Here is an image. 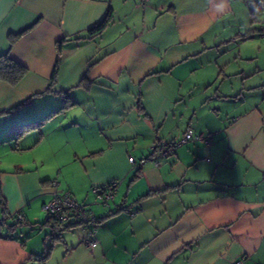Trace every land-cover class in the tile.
Here are the masks:
<instances>
[{
  "label": "crops",
  "instance_id": "0c3cea01",
  "mask_svg": "<svg viewBox=\"0 0 264 264\" xmlns=\"http://www.w3.org/2000/svg\"><path fill=\"white\" fill-rule=\"evenodd\" d=\"M248 1L0 0V55L27 69L0 80V195L8 221L23 216L0 224V264H264V68L243 65ZM234 46L241 59L221 57ZM111 181L113 200L95 202ZM55 190L94 218L54 231L42 205Z\"/></svg>",
  "mask_w": 264,
  "mask_h": 264
},
{
  "label": "trees",
  "instance_id": "16d2710c",
  "mask_svg": "<svg viewBox=\"0 0 264 264\" xmlns=\"http://www.w3.org/2000/svg\"><path fill=\"white\" fill-rule=\"evenodd\" d=\"M109 20H110V15L106 14V16L101 21H99L98 23H96L95 25H93L92 27H90L86 30V32H85L86 36L84 38H90L91 36L100 33L106 27ZM20 34H22V32L9 35V40H10L11 45L15 42V40L18 38V36H20ZM63 40H65V38H62L61 40L57 41V59H56L55 67L53 69V73H52V79L53 80H54L55 75L57 73L58 64H59V60H60V51L62 48ZM26 71H27V69L24 65H22L21 63H18L14 59H12L7 53L0 55V80L1 81L7 82L10 85H15L24 76ZM91 82H92V80L88 79L87 74L85 73L83 75V77L80 79L78 85L83 86L85 88H88V86L91 84ZM65 98H67V96H65ZM0 207H1L2 212L4 214V217L0 221L1 225H6L9 230H12L15 226H17L23 222V216L21 215V213H16L11 217V219L9 221L7 220L8 217L6 216L5 203H4V200L2 199L1 195H0ZM18 215L21 216L20 220H18ZM93 218L94 217L92 216V217H90L89 220H86V221H83L81 219H69V220L61 221L58 218H55L53 216H47V221L51 224L52 229L54 231H62L65 228L70 227L71 225H74V224H79V223L80 224H87ZM59 235L60 234L54 233L52 238L53 239H55V238L59 239L60 238ZM49 249H50V247L48 248V250ZM47 254H48V252L40 258L42 259V258L46 257Z\"/></svg>",
  "mask_w": 264,
  "mask_h": 264
},
{
  "label": "built area",
  "instance_id": "2783aa9c",
  "mask_svg": "<svg viewBox=\"0 0 264 264\" xmlns=\"http://www.w3.org/2000/svg\"><path fill=\"white\" fill-rule=\"evenodd\" d=\"M251 6V1H249ZM193 137V130L188 128L182 137L176 141L177 145L183 144ZM208 138L204 139V142L208 144ZM132 163L134 162L133 157L128 158ZM53 185H56V181H52ZM117 182L111 181L106 185L92 187V193L95 198V202L107 205L109 204L116 193ZM42 210L47 214V216H53L59 220H69V219H81L83 221L89 220L92 214L81 204H79L67 190L58 191L55 190L51 199L44 202L42 205ZM21 216L18 215V220ZM93 232L90 233L92 237ZM94 243L93 238H88L85 240V244L90 246ZM242 258L234 261L232 264H241Z\"/></svg>",
  "mask_w": 264,
  "mask_h": 264
},
{
  "label": "rangeland",
  "instance_id": "374dc122",
  "mask_svg": "<svg viewBox=\"0 0 264 264\" xmlns=\"http://www.w3.org/2000/svg\"><path fill=\"white\" fill-rule=\"evenodd\" d=\"M249 1H251V6L247 4L249 6L247 11L244 13L241 12L243 14V17H239L238 19V21L243 22L245 26L249 27V29H246V33H248V35L251 37L249 40H245L241 46L243 50L241 56L245 55V58L246 55L251 56V59L244 60L245 62H243V65L249 66L251 67V69L264 68V32H262L264 30L259 29L264 27V11L261 12V9H258L259 5L264 6V1ZM242 35H245V33ZM238 42L242 43L241 40L236 41V43ZM240 50L241 49H239L237 46H234V48L229 49V51H224V53L221 54V57H239L238 53L240 52ZM256 56L258 57V60L256 59ZM240 57L239 59H241ZM218 83L220 84V80L218 81ZM228 101V104L230 105L232 103L231 99H228Z\"/></svg>",
  "mask_w": 264,
  "mask_h": 264
}]
</instances>
